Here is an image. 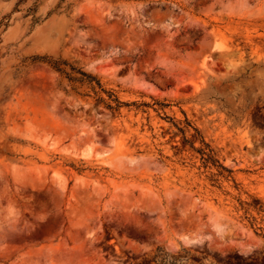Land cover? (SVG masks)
I'll use <instances>...</instances> for the list:
<instances>
[{
    "label": "rangeland",
    "instance_id": "rangeland-1",
    "mask_svg": "<svg viewBox=\"0 0 264 264\" xmlns=\"http://www.w3.org/2000/svg\"><path fill=\"white\" fill-rule=\"evenodd\" d=\"M0 264H264V0H0Z\"/></svg>",
    "mask_w": 264,
    "mask_h": 264
},
{
    "label": "bare ground",
    "instance_id": "bare-ground-1",
    "mask_svg": "<svg viewBox=\"0 0 264 264\" xmlns=\"http://www.w3.org/2000/svg\"><path fill=\"white\" fill-rule=\"evenodd\" d=\"M83 154L86 155V156H91L93 154L92 148L91 147H87V149L83 151Z\"/></svg>",
    "mask_w": 264,
    "mask_h": 264
}]
</instances>
